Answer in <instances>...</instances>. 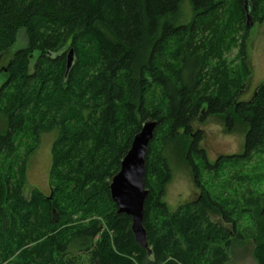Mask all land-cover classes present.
<instances>
[{"label":"trees","instance_id":"trees-1","mask_svg":"<svg viewBox=\"0 0 264 264\" xmlns=\"http://www.w3.org/2000/svg\"><path fill=\"white\" fill-rule=\"evenodd\" d=\"M183 1L0 0V62L26 36L0 66V113L7 119L0 132V264H229L233 243L250 237L239 230L246 217L254 226L255 260L264 264V207L255 215L204 189L174 212L164 202L171 177L164 151L171 143L182 146L196 185L204 187L194 160L200 156L208 167L202 133L193 127L199 120L221 117L228 131L246 126L245 154L233 160L264 154V84L241 100L247 62L235 78L213 65L233 45L246 60V0H234L232 9L226 0H190L188 24L178 22ZM248 1L253 18L264 0ZM230 11L220 36L217 24ZM148 119L159 122L146 159L151 257L110 193V180ZM53 130L59 137L51 194L34 190L27 198L30 156Z\"/></svg>","mask_w":264,"mask_h":264},{"label":"rangeland","instance_id":"rangeland-1","mask_svg":"<svg viewBox=\"0 0 264 264\" xmlns=\"http://www.w3.org/2000/svg\"><path fill=\"white\" fill-rule=\"evenodd\" d=\"M226 2L227 9H232L234 0H226ZM231 11L230 14L225 15L221 22L222 25L217 24L220 27L217 29L220 36L226 31L225 23L230 19ZM263 16L264 2L261 3L258 11L253 15V24L249 27L246 60L240 56L239 46L233 45L231 48L229 47L230 49L227 48L229 50L223 51L222 59L218 57L214 58L213 61L214 67L221 68L223 65L224 69L228 68L229 72H232L231 76L233 78L241 71L244 62H247L246 66H248L250 73L249 78L245 81L241 95V100L245 101L251 100L259 86L264 84ZM193 18L194 12L190 0H184L181 7V17L178 22L188 24L193 21ZM220 36L212 40V45ZM240 36L242 37L244 34L242 33ZM25 45L26 36L22 32L16 47L2 59L0 66H6L13 53ZM36 58H34L33 63ZM2 83L3 80L0 81V86ZM6 122V117L0 113V132L5 130ZM193 127L195 131L202 133L203 140L200 143V149L204 152L208 164V167L204 169L202 157H194L195 162L200 167V177L204 187L196 185L192 174L193 171L185 160L182 146L169 144L164 151V156L168 159L171 171L170 180L164 186V202H166L168 208L174 212L182 205L198 201L204 189L206 193H210L214 197L221 196V199H231L232 202H235L234 204L241 202L243 207L249 206L253 209L255 215L258 214L264 207V154L255 153L249 160L245 159L242 162L232 159L245 154L246 126L238 123L233 131H228L223 118L212 116L202 122L200 120L197 121ZM58 137V130L43 133L39 147L30 156L27 172L28 182L25 189L27 198L31 197L34 190H39L47 197L50 196L52 149ZM160 140L155 143L157 150H161L162 142ZM27 142V138L22 139L20 144L21 153L24 152ZM219 163L220 165L215 168ZM211 219L215 223H220L230 228L219 216H212ZM239 230L250 237L244 241L237 240L233 243L230 250L229 264H257L254 257L256 242L250 235L254 231L253 222L246 217L242 220ZM82 264L89 263H84L83 261Z\"/></svg>","mask_w":264,"mask_h":264},{"label":"water","instance_id":"water-1","mask_svg":"<svg viewBox=\"0 0 264 264\" xmlns=\"http://www.w3.org/2000/svg\"><path fill=\"white\" fill-rule=\"evenodd\" d=\"M247 26L252 25V10L248 0L245 1ZM75 62V53L68 54L67 71ZM159 122L146 120L139 133L134 137L131 149L121 162L120 172L110 180V193L118 208V214H124L132 220V233L137 244L151 257L153 251L148 242V233L144 225L145 203L149 190L145 188L146 159L150 144L155 138Z\"/></svg>","mask_w":264,"mask_h":264},{"label":"flooded vegetation","instance_id":"flooded-vegetation-1","mask_svg":"<svg viewBox=\"0 0 264 264\" xmlns=\"http://www.w3.org/2000/svg\"><path fill=\"white\" fill-rule=\"evenodd\" d=\"M252 24H253V22H252Z\"/></svg>","mask_w":264,"mask_h":264}]
</instances>
